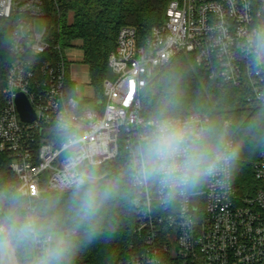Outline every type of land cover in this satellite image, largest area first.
<instances>
[{
	"label": "built area",
	"instance_id": "1",
	"mask_svg": "<svg viewBox=\"0 0 264 264\" xmlns=\"http://www.w3.org/2000/svg\"><path fill=\"white\" fill-rule=\"evenodd\" d=\"M46 15L43 0H0V19L13 20L14 56L0 109V150L11 155L16 188L27 203L72 190L81 180L99 181L97 169L123 157L139 239V252L123 264H264V150L252 162L260 185L246 193L234 166L228 191L218 187V176L169 200L132 166L152 119L144 114L143 92L155 70L182 52L193 54L211 78L244 87L250 101L264 104V57L252 46L254 31L264 27V0H170L164 23L148 38L123 26L109 55L116 78L104 80L102 101L91 109L74 92L70 60L50 41L49 22L38 29L36 19ZM19 94L34 109L33 121L22 118ZM176 116L196 120L197 127L212 123L205 112ZM225 142L236 150L233 137Z\"/></svg>",
	"mask_w": 264,
	"mask_h": 264
},
{
	"label": "trees",
	"instance_id": "2",
	"mask_svg": "<svg viewBox=\"0 0 264 264\" xmlns=\"http://www.w3.org/2000/svg\"><path fill=\"white\" fill-rule=\"evenodd\" d=\"M49 22L50 41L63 50L79 45L90 66L92 83L98 93L109 77V55L116 48L123 26H134L142 39L148 38L153 27L166 19L170 0H43ZM13 20L0 19V68L3 90L6 74L14 56L10 52ZM50 53L58 55V51ZM167 97L176 107L174 115L205 112L211 116L213 137H233L239 160L236 182L240 193L254 192L260 182L254 175L253 163L264 150V104L250 101L249 91L213 79L198 65L195 56L182 52L164 66L157 68L143 92L144 114L152 118ZM4 102L0 98V109ZM230 124V125H228ZM12 157L0 150V190L17 192L18 177L13 172ZM103 177L98 185H111L115 197L108 203L104 227L89 241L78 234L69 264H123L139 252L135 233L137 216L132 201L128 167L120 157L97 169ZM73 190V189H72ZM72 190L48 192L33 201V207L49 206L44 220L51 221L60 231L71 228L67 203ZM39 250L21 246L16 251L18 264L28 261Z\"/></svg>",
	"mask_w": 264,
	"mask_h": 264
},
{
	"label": "clouds",
	"instance_id": "3",
	"mask_svg": "<svg viewBox=\"0 0 264 264\" xmlns=\"http://www.w3.org/2000/svg\"><path fill=\"white\" fill-rule=\"evenodd\" d=\"M252 46L257 58L264 57V27L254 31ZM175 103L162 98L158 110L133 153L132 166L138 179L156 183L169 200L216 183L228 191L237 152L223 137H213L211 126L197 127L194 119L174 115ZM115 197L111 185L81 180L71 191L67 212L68 231L57 230L45 216L49 206L33 207L17 192L0 190V264H17L15 253L21 246L39 250L28 264H69L77 247L78 234L91 240L104 227L108 203Z\"/></svg>",
	"mask_w": 264,
	"mask_h": 264
},
{
	"label": "crops",
	"instance_id": "4",
	"mask_svg": "<svg viewBox=\"0 0 264 264\" xmlns=\"http://www.w3.org/2000/svg\"><path fill=\"white\" fill-rule=\"evenodd\" d=\"M81 42H78L77 48L81 50V57H82V62L85 64L86 69H83L79 65H75L76 62H79L77 59V51L75 50L76 47H71L67 51V55L70 60V77L72 81V87L74 88L75 94L81 98V100L84 102L86 105H93V108H97V103L98 101V92L95 88V86L92 83V76H91V69L88 64L85 63V52L84 50L79 46ZM88 74V75H87ZM87 81L88 90L86 91L85 94L82 96L80 95L78 89H79V83L82 81Z\"/></svg>",
	"mask_w": 264,
	"mask_h": 264
},
{
	"label": "rangeland",
	"instance_id": "5",
	"mask_svg": "<svg viewBox=\"0 0 264 264\" xmlns=\"http://www.w3.org/2000/svg\"><path fill=\"white\" fill-rule=\"evenodd\" d=\"M36 21H37V26H38V29H39V31H42L43 30V28L47 25V23H48V19H47V17H38L37 19H36ZM75 50L77 51V55L76 56H78V60H79V62H76L75 63V65H79L80 67H82L83 69H86V67H85V64H83V62H82V57H81V50L79 49V48H75ZM65 54H66V56H67V58L69 59V57H68V55H67V51H66V49H65ZM88 75V74H87ZM109 78H111V79H115L116 78V75L111 71V73H110V75H109ZM87 81L85 80V81H82L81 83H79V89H78V91H79V93H80V95L82 96L83 94H85L86 93V91L89 89L88 88V86L89 85H87V83H86ZM3 80H2V73H1V68H0V98L2 97V94H3ZM86 107L88 108V109H91V108H93V105H86ZM15 259H16V261H17V264H18V260H17V256H16V253H15Z\"/></svg>",
	"mask_w": 264,
	"mask_h": 264
},
{
	"label": "water",
	"instance_id": "6",
	"mask_svg": "<svg viewBox=\"0 0 264 264\" xmlns=\"http://www.w3.org/2000/svg\"><path fill=\"white\" fill-rule=\"evenodd\" d=\"M98 101H102V94L98 93ZM17 103L19 106L20 113L22 115V118L25 121H33L36 118L35 111L32 108L29 100L24 94H19L17 98ZM132 197H134V193H131Z\"/></svg>",
	"mask_w": 264,
	"mask_h": 264
}]
</instances>
